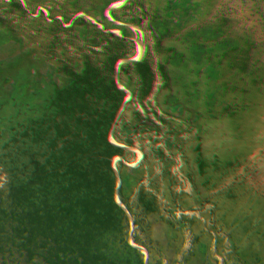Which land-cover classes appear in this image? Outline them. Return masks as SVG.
Listing matches in <instances>:
<instances>
[{"label": "rangeland", "instance_id": "rangeland-1", "mask_svg": "<svg viewBox=\"0 0 264 264\" xmlns=\"http://www.w3.org/2000/svg\"><path fill=\"white\" fill-rule=\"evenodd\" d=\"M122 1L0 0V264H195L223 233L224 210L204 220L182 187L200 169L212 198L234 178L252 212L264 204V60L213 38L248 0H136L129 23ZM246 234L226 236L233 256Z\"/></svg>", "mask_w": 264, "mask_h": 264}, {"label": "trees", "instance_id": "trees-1", "mask_svg": "<svg viewBox=\"0 0 264 264\" xmlns=\"http://www.w3.org/2000/svg\"><path fill=\"white\" fill-rule=\"evenodd\" d=\"M172 1L175 2L176 0H162V3L171 4ZM135 2L136 0H123L120 5L116 7L117 9L115 8L118 15L115 17H122L124 23H129V20L127 21L126 16L133 8ZM248 3L251 5V10H247ZM248 3H239L237 5L238 8H242L243 14L245 12V16L240 24L231 25L230 23H227L223 28H220L219 31L213 35V38H215V41L218 45H221L224 39L228 37L231 38L230 41L233 45L236 43H247L248 46H246V52H248V60L250 61V59L253 58L257 65H259L262 64L264 60V37L257 43L253 42L252 40H248L247 38L248 34L251 33V30H253V33H261L264 36V0H248ZM177 10H179V8ZM159 12L161 15H159ZM152 14H154V12H152ZM155 14L157 16L159 15V21L157 22H162L166 19V11L164 10L159 11L158 8H156ZM141 17H144V15ZM148 20L150 21L152 18ZM128 31L131 32V34H134V30L132 31V28L129 25H125L124 32L127 33ZM123 37L126 39L125 35ZM129 37L130 35H128V38ZM134 37L136 40H138V36L134 34ZM90 47V52L86 55H90L92 57H90V60L92 61L93 57L95 55H99L100 52H98V49H94L95 43L90 45ZM169 52L172 54L169 58L172 57L174 60L167 59L160 61L157 66L159 69V75H156V77L160 80H164L167 78V76H170L169 74L173 69V65L175 62H177L178 54H176V52H178V49L174 48V50H169ZM164 58L166 57H163V59ZM173 61L175 62L173 63ZM262 68H264V63L262 64ZM249 70L250 73L256 72L255 66L253 64H251ZM252 111L249 112V110H242L238 116L240 118L250 120L253 115ZM233 119L237 120L238 118L234 116ZM104 130L107 131V135L109 132L108 130L110 129L107 127L104 128ZM262 133H264V128L262 129ZM73 135L74 134L71 136ZM73 138H76V136ZM78 138H80V135ZM190 139L191 135H184L183 137L179 138L178 147L182 148L183 146L184 148L188 147V145L190 146L191 144H194V140L192 141ZM186 143L188 145H186ZM85 144L84 147H88V144L94 146V142H89L86 140ZM88 149H90V146ZM192 150L195 151L196 148ZM252 173L254 174V171H251L250 175H253ZM196 174L197 176L191 183L182 187L184 190H186V193L191 192L193 193V196L201 197L203 199L201 205L202 212L206 215L203 219L211 222V217L213 216L211 212L214 207L217 208V210L221 208L224 211L222 215L217 214L218 218H216L217 224L220 223L223 233L219 234V232H221L220 229H215L211 235L206 237V240H202L200 244H197L198 247H195V254L197 257H195V264H264V204H262L259 209H257V211L252 212L251 208L247 206L245 198L246 196L242 193L243 188L239 183L240 181L234 178L223 182V185L218 187L215 197L212 198V196L209 195L211 183H209L210 181L207 176L205 179H203L205 176L203 169H200L199 171L197 170ZM235 180H237V182ZM251 214H253V217ZM200 220H202V218H200ZM242 229H244V231L247 233L245 237L250 239L251 244L248 249L246 248V250H241L239 251V254L233 256V250L231 247L227 248V242L225 238L228 233H235Z\"/></svg>", "mask_w": 264, "mask_h": 264}]
</instances>
